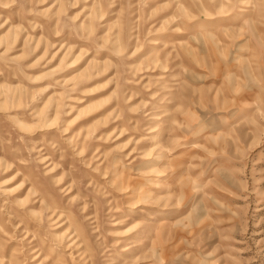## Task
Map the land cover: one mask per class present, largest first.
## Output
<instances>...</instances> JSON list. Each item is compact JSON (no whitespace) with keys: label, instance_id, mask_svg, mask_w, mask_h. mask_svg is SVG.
Returning a JSON list of instances; mask_svg holds the SVG:
<instances>
[{"label":"rangeland","instance_id":"rangeland-1","mask_svg":"<svg viewBox=\"0 0 264 264\" xmlns=\"http://www.w3.org/2000/svg\"><path fill=\"white\" fill-rule=\"evenodd\" d=\"M0 264H264V0H0Z\"/></svg>","mask_w":264,"mask_h":264}]
</instances>
